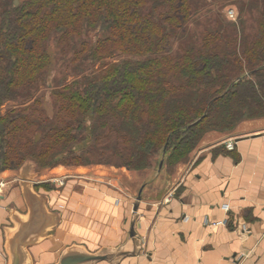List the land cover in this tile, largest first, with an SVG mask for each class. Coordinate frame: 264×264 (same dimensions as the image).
I'll use <instances>...</instances> for the list:
<instances>
[{
  "label": "trees",
  "instance_id": "1",
  "mask_svg": "<svg viewBox=\"0 0 264 264\" xmlns=\"http://www.w3.org/2000/svg\"><path fill=\"white\" fill-rule=\"evenodd\" d=\"M224 1L0 0V174L174 167L264 116V0Z\"/></svg>",
  "mask_w": 264,
  "mask_h": 264
},
{
  "label": "crops",
  "instance_id": "2",
  "mask_svg": "<svg viewBox=\"0 0 264 264\" xmlns=\"http://www.w3.org/2000/svg\"><path fill=\"white\" fill-rule=\"evenodd\" d=\"M231 140L234 150L226 146ZM35 172L34 187L58 223L30 249L34 264H54L75 244L90 251L124 244L140 191L141 250L119 264H264V116L244 119L231 132H208L187 159L155 172L103 164ZM18 177V170L0 174ZM60 178L63 185L53 182ZM12 191L0 202V264H7L10 209L27 211L18 183Z\"/></svg>",
  "mask_w": 264,
  "mask_h": 264
},
{
  "label": "water",
  "instance_id": "3",
  "mask_svg": "<svg viewBox=\"0 0 264 264\" xmlns=\"http://www.w3.org/2000/svg\"><path fill=\"white\" fill-rule=\"evenodd\" d=\"M15 4L19 5V0H15ZM163 163L162 160L160 168ZM37 166L35 161L27 160L18 169V186L27 211L21 213L15 208L10 209V226H6L4 229L7 264H34L30 249L50 238L58 223L57 214L48 208V198L34 187L38 174L35 172ZM141 193L142 191L137 197L128 239L124 244L115 248L102 247L96 251H90L86 246L75 244L65 248L54 264H98L100 262L119 264L126 257L138 255L142 241L136 231L135 224Z\"/></svg>",
  "mask_w": 264,
  "mask_h": 264
},
{
  "label": "rangeland",
  "instance_id": "4",
  "mask_svg": "<svg viewBox=\"0 0 264 264\" xmlns=\"http://www.w3.org/2000/svg\"><path fill=\"white\" fill-rule=\"evenodd\" d=\"M210 2H214V0H209ZM228 1V0H227ZM215 3V7L216 6H218V7H220L221 5H224L223 6V11L224 12H227V14L228 15H230V10H232L233 12H234V17H229L228 16V19L229 20H232V21H235V20H237L238 19V16H239V12H238V10H237V7L235 6V5H231L230 3H227L226 1H224V0H221V1H215L214 2ZM230 11V12H229ZM46 101H47V99H46ZM48 111H49V113L50 114H52L53 113V109L51 110V108L49 107L48 108ZM164 164V163H163ZM159 168H160V166L158 167V165L157 166H154L152 169H150V170H146V171H150V172H155V171H157V170H159ZM169 168V167H168ZM39 169V167L37 166V168H36V170H38ZM18 169H14V170H12V171H17ZM142 172V171H141ZM6 181V186L4 187V190H3V197H2V199H1V202L3 201V200H8V199H10V195H11V193L13 192L12 190H14V188H16L17 187V183H18V181H17V179H15V181H14V179H13V181L14 182H12V180H9V179H6L5 180ZM53 182H55V183H57L56 181H53ZM48 184H52V183H48ZM59 184V183H58ZM14 187V188H13Z\"/></svg>",
  "mask_w": 264,
  "mask_h": 264
},
{
  "label": "built area",
  "instance_id": "5",
  "mask_svg": "<svg viewBox=\"0 0 264 264\" xmlns=\"http://www.w3.org/2000/svg\"><path fill=\"white\" fill-rule=\"evenodd\" d=\"M231 11V12H230ZM230 15H228L229 17H234V12L232 10H230ZM227 148L229 150H234L235 149V141L234 140H231L229 141L227 144H226ZM55 181L57 183H59V185H63L65 183V178H60V179H55ZM6 181L5 180H0V202H1V199L3 197V190H4V187L6 186ZM225 223V222H224ZM216 225V224H215Z\"/></svg>",
  "mask_w": 264,
  "mask_h": 264
}]
</instances>
